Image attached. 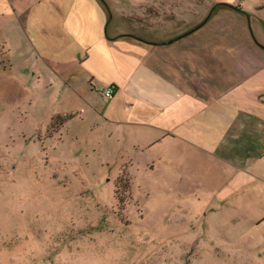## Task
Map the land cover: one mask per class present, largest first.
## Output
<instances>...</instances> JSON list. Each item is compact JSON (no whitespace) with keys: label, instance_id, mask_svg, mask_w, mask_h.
Returning a JSON list of instances; mask_svg holds the SVG:
<instances>
[{"label":"rangeland","instance_id":"374dc122","mask_svg":"<svg viewBox=\"0 0 264 264\" xmlns=\"http://www.w3.org/2000/svg\"><path fill=\"white\" fill-rule=\"evenodd\" d=\"M233 2L207 9L205 51L264 50V11ZM21 57L12 67L0 47V264H264L263 197L218 205L212 175L159 164V134L66 112L61 85Z\"/></svg>","mask_w":264,"mask_h":264},{"label":"crops","instance_id":"0c3cea01","mask_svg":"<svg viewBox=\"0 0 264 264\" xmlns=\"http://www.w3.org/2000/svg\"><path fill=\"white\" fill-rule=\"evenodd\" d=\"M173 1L0 0V47L12 67L21 56L40 62L49 86L61 85L66 112L92 113L110 132L159 134L147 135L159 139V164L212 175L205 182L218 205L264 198V103L256 97L264 50L205 51L207 9L233 0ZM250 5L264 11V0ZM175 28L184 31L171 35ZM108 85L114 95L104 99L98 88Z\"/></svg>","mask_w":264,"mask_h":264},{"label":"built area","instance_id":"2783aa9c","mask_svg":"<svg viewBox=\"0 0 264 264\" xmlns=\"http://www.w3.org/2000/svg\"><path fill=\"white\" fill-rule=\"evenodd\" d=\"M114 86L112 85H108L105 87H100L98 88V91L100 92V95L104 98V99H110L113 97L114 95Z\"/></svg>","mask_w":264,"mask_h":264},{"label":"trees","instance_id":"16d2710c","mask_svg":"<svg viewBox=\"0 0 264 264\" xmlns=\"http://www.w3.org/2000/svg\"><path fill=\"white\" fill-rule=\"evenodd\" d=\"M220 6H226V7H230V8H233L232 6H230V4H219ZM263 27V26H262Z\"/></svg>","mask_w":264,"mask_h":264}]
</instances>
